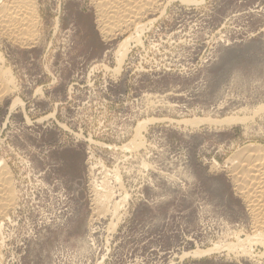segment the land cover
Wrapping results in <instances>:
<instances>
[{"label": "rangeland", "instance_id": "374dc122", "mask_svg": "<svg viewBox=\"0 0 264 264\" xmlns=\"http://www.w3.org/2000/svg\"><path fill=\"white\" fill-rule=\"evenodd\" d=\"M98 5L36 0L29 43L0 31L1 264H264L231 172L264 145V0H157L108 37ZM93 184L116 187L104 218Z\"/></svg>", "mask_w": 264, "mask_h": 264}, {"label": "bare ground", "instance_id": "6f19581e", "mask_svg": "<svg viewBox=\"0 0 264 264\" xmlns=\"http://www.w3.org/2000/svg\"><path fill=\"white\" fill-rule=\"evenodd\" d=\"M15 3L16 4L14 6H9V7H7L5 5H0V31L3 33V35L11 38L12 40L17 42L18 44L24 45L26 42L29 43L30 40L27 41V38L30 37L34 33V31L36 30V25H38L37 24L38 20H37V11H36L37 10L36 0H16ZM156 4H157V0H99V5H98L99 6L98 15L99 16H97V17L100 18V20H99L101 22L100 25H102V28L100 30L101 34L105 37H108L113 31H121L122 29H126V28L128 29V27H132V26H136V25L138 26V22H140L143 15L144 14L147 15V13L152 8H154L156 6ZM135 28L137 30L138 27H135ZM139 29H140V27H139ZM137 31L135 33H138ZM140 33H141V31H140ZM130 36L131 35H129V38L127 37L120 44H118L119 46H118L117 51L115 52V57H114L116 59L115 61H116L117 66H118L116 68V70L120 69L124 60L126 59L127 54L129 53L130 40H131V44H132V39H134V38L131 39ZM135 39H137V37ZM135 39H134V43L139 42V44H140V41L139 40L135 41ZM2 61L3 60L0 57V89L6 90L7 84L4 81L9 80L8 82H12V79H11L12 77L11 76L8 77L7 74L3 73V67L1 66L2 65L1 63H3ZM4 74L7 75L8 79L3 80V78L5 76ZM2 93H4V92L2 91ZM141 125H142V123L140 124V127H141ZM137 129L139 130V126L137 127ZM136 133H138V132H136ZM250 149H251V151H250ZM236 158H237V160L236 159L235 160L237 162L234 164V167L232 168L233 170L231 171L232 175H233V182H234L235 186H237V190H238L239 194L243 197V199H245V202H247L248 205H246V206L250 208L249 210L251 212L250 215L252 218V226L254 227V233H255V235L258 236L259 243L262 242V245H263V243H264V145L263 146H261V145L260 146L259 145L258 146L249 145L247 148H245V151H242L241 153H239V155H237ZM232 161H233V159H232ZM1 164L3 165V163H0V193L2 194V195H0V218L3 217L2 213H3V209L5 208L2 206L3 205L4 206L10 205V203L12 202V199H13L12 193L14 192V191H12L13 187L9 183L10 182V180L8 179L9 177L8 178L6 177V173H5L6 169H4V167ZM114 171H115L114 175L112 174L113 171L112 172L110 171L111 173H109V172L108 173L103 172V173L104 174H112L113 177L115 176L116 178L115 177L114 178L118 182H115L114 181L115 179H113V181H114V184H116V183H119L120 178L119 177H118L119 179L117 178L118 175L116 173L118 171L117 170H114ZM103 173H102V175L106 176ZM230 174L231 173H229V175ZM112 175H109V176L112 177ZM106 178L107 177H105V179H104V177H103V180H106ZM108 178H110V177H108ZM92 181L94 182V180H92ZM107 181L111 182L110 180H107ZM107 181H105V183H102V184L105 185ZM101 182L102 181H100V184H101ZM109 182H107V183H109ZM106 185L108 186V184H106ZM112 185H113V183H112ZM112 185L110 184V186H112ZM93 186H91L92 189H90V190H92V192H94L93 193L94 197L93 198L91 197V200L93 201L94 209L97 211V213H96L97 215L96 214H93V215H95L98 219L102 218V217L104 218L107 215V213H109V211H108L109 210L108 206L110 205L109 203L114 202L113 199H114L115 194L113 195V192H115L116 187L113 190L109 186L112 189V191L109 189V191H110L109 192V191H107L108 190L107 188H109V187L106 188L105 186H103L105 188L101 187L102 188L101 189L100 185H99L97 188L98 189L100 188V189L97 190L96 185L93 184ZM104 189H107V190H104ZM120 189L122 190L123 187L121 186ZM121 190H119V191H121ZM122 191H124V190H122ZM119 194H121V193L119 192ZM124 196H127V195H124ZM124 196H123V198H124ZM117 198H119V199L121 198V200L123 201L122 197H117ZM125 198L127 199V197H125ZM125 198H124L125 202L121 201V204H118L119 200L117 199L118 200L116 202L117 204L115 203L114 206L115 205L120 206V205L125 204L126 203ZM104 205L105 206L108 205L107 210L104 209ZM11 206H12V203H11ZM111 207H109V208L111 209ZM113 207H112L113 212L111 213V216H109V217H111V219H112V217H113V219H115L114 216L116 215V213L118 211H120L118 209H120V207L122 208L123 206H120V207L116 206L117 208L116 207L115 208L117 209V212L115 211V213H114V210H116V209H114ZM9 208L7 206L8 210H9ZM95 210H94V212H96ZM109 215H110V213H109ZM116 217H118V216H116ZM118 220L119 219L116 218L117 222H118ZM117 222H116V224H117ZM111 225H113V224H111ZM108 226H110V225H108ZM1 229H2V223L0 221V230ZM90 233H92V231ZM254 233H253V235H254ZM0 236H1V234H0ZM248 241H245V242L242 241V242L238 243V247H237L238 253H241L244 255L248 254L249 251L247 252V250H245L246 248L244 249V245L246 243H248ZM2 243H3V239L0 238V248L2 247ZM2 260H3V256L0 255V264L2 263Z\"/></svg>", "mask_w": 264, "mask_h": 264}]
</instances>
